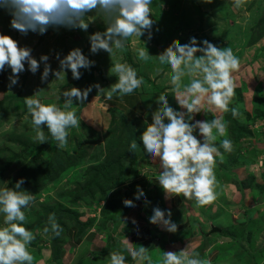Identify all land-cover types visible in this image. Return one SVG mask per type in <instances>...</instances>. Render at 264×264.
<instances>
[{
    "label": "rangeland",
    "instance_id": "obj_1",
    "mask_svg": "<svg viewBox=\"0 0 264 264\" xmlns=\"http://www.w3.org/2000/svg\"><path fill=\"white\" fill-rule=\"evenodd\" d=\"M255 1L257 6L251 22L253 29L248 30L246 34L248 35L251 31L252 36L249 34L247 40H218L219 35H229V33L232 35L237 31L235 26L226 30L223 25L228 19L226 16L228 6L225 2L211 0V2H207L208 5H201L200 13L194 14L192 10L196 7L178 6L174 0H154L150 6L152 12L150 15L154 20L152 37L149 40L146 38L147 34H145L140 39L147 40L145 47L152 48L150 58L155 59V63L160 65V69H157L154 73H149L148 77H140L143 78L142 96L145 99L146 106L151 111L154 112L156 109L155 100L165 93L170 95L171 106L178 108L174 93H172V86L168 83L171 75L170 70L166 65H161L156 56L176 44L188 43L191 37H196L198 42L208 40L218 48H230L239 59L240 66L233 73L235 88L229 108H238L239 114L234 117L230 110L228 112H202L196 115V119L211 121L214 118L222 117L227 124V134L223 137L218 136L216 130L213 129V135H216L215 144L219 151L223 153L214 156L215 163L221 167V170H227V166L231 168L235 176L232 179L240 189L250 187L260 196H263L264 40H258V36L264 37V0ZM213 6L214 9H212ZM167 8L171 12L167 11ZM196 10H198V7ZM159 11L164 14L169 12L170 14L167 13L165 18H162L163 16ZM87 15L89 16L83 18L85 21H89L87 31L78 28L66 29L60 27L56 29L49 27L45 34H39V40H35L33 44L28 45L32 56L38 61L41 55H48L49 76L45 81L40 79L45 67L43 62L40 63V68L35 74L27 70L26 64L25 71L19 74L18 83L11 87L9 83L7 84L5 98L0 103V186L11 187L16 180L24 177L23 189L18 191H29L34 196V202L25 212L26 221L24 223V226L35 237L29 246V251L34 258L33 264L59 263L60 247L54 241V238L58 236L52 233L51 230L47 233L44 232L46 226L50 228L49 215L54 214L57 223L62 228L60 236L63 235L67 225L73 223L72 219L74 217L83 225L99 226L100 230L105 217L103 218L101 214L102 203L100 199L103 198L96 188L103 186V183H105L108 187H112L109 191L115 192L114 186L119 187V182L127 175L128 177L123 181L125 182L124 186L121 185L118 191L128 190L132 185L136 186L135 190L137 191L139 185L146 180L144 177L146 175L145 170H137L147 160L143 145L137 144L135 153L134 151L132 153H126V151L123 153L122 151L121 144L125 143L127 134L121 137L117 135V131L123 127V124L120 125V122L117 121L116 123L113 122L114 124L112 123L105 133L103 131L98 132L85 124L84 116L86 113L82 108L88 98L101 96L103 91L105 93L107 88L117 79L115 75L109 74V61L127 63L133 67L134 62L137 60V53H130V51L133 52L130 49L133 42L129 46L128 41L125 47L122 50L115 51L113 56L103 50L96 54L91 53L89 35L96 31H104L106 25L102 12L93 10ZM190 16L195 19L189 21ZM255 17H262V21ZM181 19L184 21L183 26L179 25ZM237 21H240V19L237 18ZM243 23L241 21V24ZM208 26L212 27V32L206 34L210 30L207 28ZM213 34L215 35L214 38L208 37L213 36ZM140 39L130 37L128 40ZM76 47H79L90 60L95 61L94 66L90 69H81L82 75L78 80L72 78L70 70H66L65 73L61 71L60 78H57L54 75L56 71L60 70L57 56L62 58ZM135 47L140 48L137 45ZM154 48L155 52H153ZM104 66L107 69L105 72H103ZM9 72L11 74V70ZM184 83H188L187 78L184 79ZM97 84L104 89L99 91L94 86ZM89 85H93V88L88 94L86 102L76 104V101H74L69 109L76 112L77 117L80 119V126L68 130L67 144L63 148L57 147L46 126L42 127H44L43 131L47 142L38 144L35 139L36 130L31 125V118L28 116L24 103L26 97L35 96L40 98L44 104L56 103L62 107L63 97H61V100L57 99L60 90L70 87L83 90ZM102 132L103 134H101ZM120 137L121 139L124 138L120 142L121 144L117 141ZM225 138L232 141L233 147L230 152L220 147L221 141ZM114 160L119 161V163L114 162ZM39 163L43 166L47 164L45 175L43 172H39ZM50 165L53 171L51 174L48 173ZM105 165L109 167L107 172L103 173V166ZM121 168L123 171L119 173L118 171ZM89 186L91 187L90 192L87 191ZM236 190L238 191V189ZM106 196H109V192ZM226 198L224 199L225 204L222 205L231 215H235L233 201L228 197ZM105 204L106 202L103 201V206ZM192 207L196 208L195 220L197 214L201 218L205 217L204 224L208 221V225H206L208 232L211 229L210 224L220 228L230 218V214L222 207L218 209L215 205L209 204L201 207L196 205L194 200H188L186 209L190 211ZM111 211L112 213H107V216H110V218L111 216L115 217V220H113V225H115L123 214L113 208H111ZM262 212L264 213V210ZM2 221L3 218L0 216V226H2ZM257 225L264 227V220L257 223ZM197 227H195V231H198ZM249 245L253 248L251 251L254 252L252 253L254 257V254L256 255L264 247L263 230L260 236L254 238ZM262 257L259 264L264 261V254H262ZM81 259L82 256H79L77 263ZM215 263L228 264L224 258ZM141 264H145V261H142ZM211 264H214V262ZM252 264H258V261L252 262Z\"/></svg>",
    "mask_w": 264,
    "mask_h": 264
},
{
    "label": "clouds",
    "instance_id": "obj_2",
    "mask_svg": "<svg viewBox=\"0 0 264 264\" xmlns=\"http://www.w3.org/2000/svg\"><path fill=\"white\" fill-rule=\"evenodd\" d=\"M154 0H0V8L11 16L10 27L26 35L29 31L43 35L49 27L66 29H81L87 31L89 21L83 18L95 10L103 13L106 25L104 31H96L89 35L90 52L96 54L101 50L110 56L115 51L122 50L130 37L139 38L146 35L152 37L154 20L150 6ZM211 2V0H207ZM234 6L240 8L243 0H233ZM141 40V39H140ZM145 47L137 49V59L148 61L150 54ZM199 53V55H197ZM161 65L170 70L168 83L172 86L178 108L169 103L168 95H161L155 100L158 110L151 113L152 122L140 135V141L150 160L159 164V186L165 192V198L182 194L187 200H194L196 205L211 204L218 193V181L215 176L214 156L220 151L216 146V135L226 136L227 124L222 117L211 121L196 119V115L211 111L232 112L239 114L236 107L229 108L234 96L233 73L239 69V59L230 48H218L208 40L199 41L191 37L188 43L176 44L160 55H157ZM48 55L40 56L39 61L31 54L28 47L18 46V42L10 35L0 32V72L10 68L9 86L18 83L19 74L27 70L37 73L40 63L45 67L41 73V81L47 80L50 73ZM60 70L54 75L60 78V72L70 70L73 79L81 78V69H90L95 61L83 54L79 47L71 49L62 58L57 56ZM109 74L116 76V81L104 93L106 100L114 96L123 97L133 93L143 84V78L138 77L136 70L119 61H114L109 68ZM188 83H184V79ZM100 90V86L94 85ZM93 85L81 90L70 87L60 90L57 99L63 97V106L56 103L44 104L40 98L27 96L24 103L31 125L36 130L35 139L39 143L47 142L44 127L50 133L56 146L63 148L68 141L69 129L80 126V119L71 105L85 103ZM220 147L232 151V141L223 139ZM137 148L135 142L129 146V151ZM24 177H20L9 186H0V264H33V256L29 246L34 240L33 233L24 223L25 212L34 202V196L23 189ZM136 203H146L147 196L137 189ZM123 204L135 209L136 204L125 198ZM149 223L163 230L175 233L177 224L171 219V210L155 207L148 218ZM49 227L56 236L62 228L57 223L55 215L48 217ZM138 228L139 226L136 225ZM133 260L146 261L152 264L144 248L125 249ZM110 264H126V257L121 253L110 254ZM162 264H203V262L187 252L177 254L174 251H164Z\"/></svg>",
    "mask_w": 264,
    "mask_h": 264
},
{
    "label": "crops",
    "instance_id": "obj_3",
    "mask_svg": "<svg viewBox=\"0 0 264 264\" xmlns=\"http://www.w3.org/2000/svg\"><path fill=\"white\" fill-rule=\"evenodd\" d=\"M174 1L178 6L196 7L192 10L194 14L200 13L199 9L202 4L208 5L207 0ZM218 1L225 2L228 6V14H226L228 19L226 20L225 18L226 23H223L225 29L227 30L234 26L237 28V31L232 35H230V33L229 35L218 34L220 37L218 40H247L249 34L252 36L251 31L248 35L246 34L247 31L252 28L251 25H253L251 22L256 11V1L243 0L241 10L234 6L233 0ZM197 7L198 10H196ZM212 9H214V6ZM166 10L170 11L168 8ZM192 11L191 13H193ZM160 13L163 16L162 18H165L167 13L168 15L170 14L169 12H165L166 14ZM237 18H239L240 21H237ZM261 18H258V20H261ZM192 19L195 18L190 16L189 21ZM10 20V14L5 9L0 8V32L8 35L12 34L13 36L11 35V37L18 42V46L29 48L28 45L33 44L35 40H39V34L37 33L29 31L24 35L12 29L10 27ZM241 21L244 23L241 24ZM183 24L184 21L181 19L179 25L183 26ZM203 25H201V27H203ZM153 27L154 25L152 28ZM207 28L210 30L206 34L212 32V27L208 26ZM215 35L213 34V36L208 37L214 38ZM258 40H264V37L259 35ZM146 41L147 40H128L129 46L130 44L132 45L133 42V46H130L133 52L129 50L130 53H137L138 48L135 47V45L143 47L144 44L146 45ZM146 48L145 50H148L150 54L152 48ZM153 50V52L156 51L155 48ZM113 62L114 60L109 61L110 67ZM134 63L133 68L136 70L138 77H148L149 73H154L157 69H160V65L155 63L153 57L149 58L146 62L137 59ZM9 69L10 68H6L4 72H0V103L3 102L6 95L7 84L9 83L8 77L10 75ZM105 71H107V69L104 66L103 72ZM142 95L143 91L140 87L129 95L123 97L114 96L111 101L106 100L104 91L101 96L88 98L82 108L86 113L84 116L85 124L91 126L98 132L103 131L105 133L110 128L111 121L113 120L112 115L116 116L118 112H120L132 123V129L136 139L142 144L140 135L147 126L145 121L149 124L152 122L151 113L153 112L146 106L145 99ZM157 107L158 106H156L155 111ZM103 132L101 134H103ZM143 151L144 154H146L144 148ZM139 169L145 170L146 175L144 177L146 180L143 181L137 189L144 192L148 202L136 203V186L132 185L133 187L131 186L130 189L131 192H133V199L131 200L136 204V207L135 209L128 208L115 225H113L114 221L110 219L107 220L106 226L104 225L100 230L97 229V226L92 225L82 232H79V229L73 223L67 225L62 235L63 241L59 248L60 257L58 264H110V254L112 253H121L125 255L126 264H141L142 261L133 260L131 258L125 250L126 247L131 250L144 248L152 264H162L164 251H174L178 255L182 252H187L201 260L203 264H211L213 262L217 264L215 262H218V260L220 262L222 258L227 260L228 264H252V262L255 263L257 261L259 264L262 261L264 247L259 250V252L262 253L257 251L258 253H256V255L254 254L253 257L252 253L254 252L251 251L253 248L249 244L254 238L260 236L262 230L264 232V227L257 225V223L264 220V213L262 212L264 210V194L260 196L259 193L250 189V187L240 189L236 186L235 181L232 179L235 176L229 166H227V170H221V167L215 163L214 172L218 181L216 187L218 195L209 205H215L218 209L222 207L226 210L222 204L224 203V199L228 197V199L233 201V210H235L236 213L235 215H231L226 210L230 214L228 222L222 224V227L219 228V232L214 233H211L210 230L209 232L206 230L208 221L204 224L205 217L201 218V216H197L196 214L197 219H194L196 208L192 207L191 210L188 211L186 209L188 200L185 199L182 194L173 195L167 199L165 198V192L158 183V176L160 175L158 162L150 160L147 156L146 162L137 168V170ZM125 177L127 178L128 176L125 175ZM126 178H122V181H125ZM124 184L125 182H123L122 187ZM236 189H238V191ZM100 201L103 206V201L105 203L106 200L100 199ZM155 207H159L163 210H171V219L177 224V231L175 233L167 232L161 227L149 223L148 218L152 215V210ZM136 225L139 227L137 228ZM212 226V224L209 225V227ZM195 227H197L198 231H195ZM79 256H82V259L77 263ZM262 263L264 264V261ZM145 264H147L146 261Z\"/></svg>",
    "mask_w": 264,
    "mask_h": 264
},
{
    "label": "trees",
    "instance_id": "obj_4",
    "mask_svg": "<svg viewBox=\"0 0 264 264\" xmlns=\"http://www.w3.org/2000/svg\"><path fill=\"white\" fill-rule=\"evenodd\" d=\"M164 95H168L169 96V102H170V95L168 93H165ZM170 105H171V102H170ZM157 109H158V107H157ZM112 117H113V120L111 121V125H112L113 122L116 123V121L120 122V125L123 124V127L119 131H117V133H118L117 135H120L122 137L123 135L125 136L127 134V139L125 138V143L124 144L120 143V142H122L124 140V138L121 139V137H120L119 139H117V141H119L118 143H120L122 148H123L122 149L123 153H125L124 151H126V153L131 152V151H129V146L133 142H135L136 144H139L141 146V144L137 141L136 136H135V134L133 132L132 123H130V121L127 120V118H125L120 112H118V115H116V116L112 115ZM111 125H110V127H111ZM134 153H135V150H134ZM220 154H223V153L220 152ZM114 162H118L119 163V161H116V160H114ZM39 165H40L38 167L39 172H41V173L43 172L44 175H45L46 174L47 164H44V166H43V165H41L39 163ZM49 167L50 168L48 169V173L51 174L53 172L52 169H51V165ZM108 167L109 166H107V165L103 166V173L107 172ZM121 171H123L122 168L118 172L120 173ZM46 176H48V175H46ZM121 185H123V181L119 182V187ZM117 187H118L117 185L114 186V191L115 192L109 191V190H111L112 187L111 188L108 187L107 185H105V183H103V186H98L96 188V190H98V192L100 193V196L103 199L106 200L105 201L106 204L104 206H102V208H101L102 209L101 214L103 215V218L105 217L104 218L105 221L103 220V223H105L104 224L105 226H106L107 220L111 219L113 221L115 219V217H113V216H111V218H110V216H107L108 215L107 213H110V212L112 213L111 208L117 210L120 214H124L127 211L128 207H126L123 204V200L125 198L133 199V194H132L133 192H131V189H128V190H125V191H121V190L118 191L119 188H117ZM90 190H91V187L90 186L87 187V191L90 192ZM107 192H109V196H106ZM73 201H74V197H73ZM72 222L79 229V232H82L84 229H87L89 227V225H86V224L83 225L76 217H74L72 219ZM103 223H102V228L104 227ZM97 229L99 230V226H97ZM62 239L63 238L60 235L58 237L54 238V241H55V243H56V245L58 247L61 246V243L63 241Z\"/></svg>",
    "mask_w": 264,
    "mask_h": 264
},
{
    "label": "water",
    "instance_id": "obj_5",
    "mask_svg": "<svg viewBox=\"0 0 264 264\" xmlns=\"http://www.w3.org/2000/svg\"><path fill=\"white\" fill-rule=\"evenodd\" d=\"M210 232L211 233L219 232V228L212 226L211 229H210Z\"/></svg>",
    "mask_w": 264,
    "mask_h": 264
},
{
    "label": "bare ground",
    "instance_id": "obj_6",
    "mask_svg": "<svg viewBox=\"0 0 264 264\" xmlns=\"http://www.w3.org/2000/svg\"><path fill=\"white\" fill-rule=\"evenodd\" d=\"M92 76V75H91Z\"/></svg>",
    "mask_w": 264,
    "mask_h": 264
}]
</instances>
